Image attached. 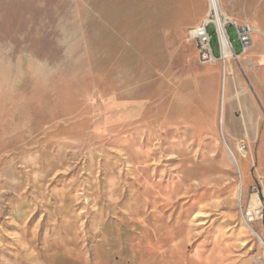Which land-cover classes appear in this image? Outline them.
Here are the masks:
<instances>
[{
  "label": "rangeland",
  "instance_id": "374dc122",
  "mask_svg": "<svg viewBox=\"0 0 264 264\" xmlns=\"http://www.w3.org/2000/svg\"><path fill=\"white\" fill-rule=\"evenodd\" d=\"M228 3L264 25V0ZM210 13L0 0V264H264V66L255 39L231 59L223 130L224 64L188 37Z\"/></svg>",
  "mask_w": 264,
  "mask_h": 264
},
{
  "label": "built area",
  "instance_id": "2783aa9c",
  "mask_svg": "<svg viewBox=\"0 0 264 264\" xmlns=\"http://www.w3.org/2000/svg\"><path fill=\"white\" fill-rule=\"evenodd\" d=\"M215 15L211 12L201 24L191 27L188 30V37L197 45L199 57L202 62L215 63L221 61L226 63L225 57L226 42L232 50L233 59H237L245 53L253 45V35L256 30L248 23H240L233 17L223 14V25L216 22ZM215 27V31L211 32L210 27ZM230 27H235L237 32V40L240 43L241 50L236 52L233 47V40L230 34ZM217 34L220 46V55H216L213 47V35ZM226 73V72H225ZM253 220V219H252Z\"/></svg>",
  "mask_w": 264,
  "mask_h": 264
},
{
  "label": "bare ground",
  "instance_id": "6f19581e",
  "mask_svg": "<svg viewBox=\"0 0 264 264\" xmlns=\"http://www.w3.org/2000/svg\"><path fill=\"white\" fill-rule=\"evenodd\" d=\"M210 7H211V12L215 15L214 19L216 20V22H218L221 25H223L222 15L225 14V13L222 10L221 0H210ZM256 31L261 33V34H264V30L262 28L258 27ZM232 55H233L232 54V50L230 49V46L226 42L225 57L227 58V61L224 64V69H223V73H222L221 101H220V119H219V123L222 125V129L223 130H224V115H225V106H226V81H227V74L229 72L230 73L233 72V65H232V60H231L233 58ZM229 60H230V63L228 64ZM224 143H225V146H226L230 156L232 157V159L234 160V162L238 166V168L240 170V173L242 175V183L239 185V188H238V194L240 196L241 193L243 192V185H244L243 184V170H242L241 164L239 162V159H238L235 151L233 150L231 145L228 143L226 137L224 138ZM239 149L243 150L242 147H239ZM242 155H243V157H246L245 153H242ZM254 200H255V203H253L252 206H250V207H252V209H254L256 211V213H259V210H258L259 209V199L255 197ZM253 220H254V218H253ZM248 227L252 230L253 233H255L256 235L261 237L260 234L255 232V230L252 228V226L248 225Z\"/></svg>",
  "mask_w": 264,
  "mask_h": 264
},
{
  "label": "crops",
  "instance_id": "0c3cea01",
  "mask_svg": "<svg viewBox=\"0 0 264 264\" xmlns=\"http://www.w3.org/2000/svg\"><path fill=\"white\" fill-rule=\"evenodd\" d=\"M221 3H222V8H223L224 12L228 16H231V17H233L235 19V11L229 5L228 0H221ZM203 20L199 24H201L203 22ZM199 24H197V25H199ZM255 25L256 26H260L264 30V25L262 23H257ZM254 39H255V43H254V47H253V50L252 51L253 52L254 51L256 52V55L258 56L259 62H261L262 63L261 65L264 66V34L256 33V34L253 35V42H254ZM233 47L235 49L234 42H233ZM238 47L241 50V46H240V43L239 42H238ZM240 50L239 51H236V49H235L236 52H240ZM225 114H226V117H227L226 126L229 129L230 125L236 119V114L233 112V110L231 109L230 106L226 109V113ZM228 131H230V129Z\"/></svg>",
  "mask_w": 264,
  "mask_h": 264
},
{
  "label": "water",
  "instance_id": "95a60500",
  "mask_svg": "<svg viewBox=\"0 0 264 264\" xmlns=\"http://www.w3.org/2000/svg\"><path fill=\"white\" fill-rule=\"evenodd\" d=\"M223 134V133H222ZM223 138H225L224 134H223Z\"/></svg>",
  "mask_w": 264,
  "mask_h": 264
}]
</instances>
